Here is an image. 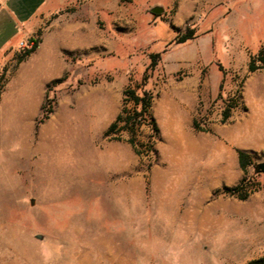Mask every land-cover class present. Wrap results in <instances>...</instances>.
<instances>
[{
    "label": "rangeland",
    "instance_id": "374dc122",
    "mask_svg": "<svg viewBox=\"0 0 264 264\" xmlns=\"http://www.w3.org/2000/svg\"><path fill=\"white\" fill-rule=\"evenodd\" d=\"M70 19L94 22V34L86 28L87 45L83 29L62 34L52 111L24 133L0 129V264H245L263 256L264 172L255 166L264 162V68L248 64L264 44V0H64L29 39L50 43ZM189 28L191 39L174 40ZM24 47L2 66L0 93L15 83ZM140 83L153 93L158 132L142 125L136 153L130 132L115 140L105 130L122 90ZM36 90L32 80L14 88L19 111ZM59 116L63 134L48 155L20 153ZM238 150L251 158L245 170ZM44 165L57 167L55 176ZM242 177L245 198L221 191ZM60 181L83 191L60 190ZM190 196L211 204L195 224L177 216Z\"/></svg>",
    "mask_w": 264,
    "mask_h": 264
},
{
    "label": "crops",
    "instance_id": "0c3cea01",
    "mask_svg": "<svg viewBox=\"0 0 264 264\" xmlns=\"http://www.w3.org/2000/svg\"><path fill=\"white\" fill-rule=\"evenodd\" d=\"M63 2L64 0H0V71L8 57L17 49L19 42L26 39L24 42L29 43V36L39 27L41 21L58 10ZM94 26V22L87 24L84 21L70 19L64 23L57 39H52L50 43L42 39L36 49L17 64L15 83L12 82L0 93V129H3L4 123L11 129L30 130L33 128L41 112L45 85L56 76V52L62 45V34L67 37L68 32H77V30L82 32L83 29V32L78 35L84 38L85 45H87L86 28H91L93 33ZM27 80H32L37 90L19 111L18 92L16 98L12 99V94H14L12 91ZM13 108L16 109L13 113L15 117L10 118L9 113L14 110Z\"/></svg>",
    "mask_w": 264,
    "mask_h": 264
},
{
    "label": "trees",
    "instance_id": "16d2710c",
    "mask_svg": "<svg viewBox=\"0 0 264 264\" xmlns=\"http://www.w3.org/2000/svg\"><path fill=\"white\" fill-rule=\"evenodd\" d=\"M194 35V30L189 28L188 30L177 33L174 40L178 43L184 42L188 39H191ZM38 38L34 37L29 39V45L24 47L17 54V62L22 61L28 55H30L38 45ZM155 54H152L154 56ZM153 62H151L152 65ZM257 68H264V44H262L258 50L250 55V61L248 64V70L253 71ZM59 79H52L45 85V95L41 104V112L36 119V125L42 123L52 111V101L53 98L49 96V91L59 82ZM122 106L114 119L108 125L105 130V135H108L111 139L119 140L121 139V131L127 130L131 133V136L128 138V143L131 145L133 150L136 153H139L140 150L136 147L134 142V136L138 129L142 125H146L152 132L153 135L157 134L158 127L156 120L151 112V105L153 100V93L150 89L145 88L143 83L136 84L134 86H126L122 90ZM234 106L233 104L223 108L221 114V121H225L230 115V109ZM193 127L198 128L195 122H193ZM237 161L242 170L246 169V166L252 163L249 155L242 151H237ZM245 181V178L242 177L234 186H223L221 191L230 195H236L238 198H245L246 193H240L242 183ZM245 264H264V255L251 259Z\"/></svg>",
    "mask_w": 264,
    "mask_h": 264
},
{
    "label": "bare ground",
    "instance_id": "6f19581e",
    "mask_svg": "<svg viewBox=\"0 0 264 264\" xmlns=\"http://www.w3.org/2000/svg\"><path fill=\"white\" fill-rule=\"evenodd\" d=\"M15 117V116H14ZM19 118V117H18ZM22 118V117H21ZM27 118V117H26ZM57 118V117H56ZM55 121V125L53 124V125H49V126H46V127H44V129H43V131H42V135L41 134H39V135H41V136H43L42 138H40V140H39V142L37 143V146L34 148H30L28 145H21V148H20V153L21 154H24L25 155V153H28L29 151H32V150H34V151H37V152H39V153H41L43 156L44 155H48V153L51 151V147H52V145H53V140H55L56 138H59V136H61L62 134H63V128H62V125H63V119L59 116L58 118H57V120H54ZM25 122V121H24ZM68 122V121H67ZM17 123H18V121H17ZM19 124V123H18ZM66 124V123H65ZM27 126V125H26ZM69 126V125H68ZM25 127V126H24ZM18 128V127H17ZM70 130V129H69ZM20 131H21V129H20ZM27 130H23V133L24 132H26ZM235 131V130H234ZM233 131V132H234ZM70 132V131H69ZM16 133V132H15ZM236 133V132H235ZM234 134V133H233ZM69 135V134H68ZM70 137V136H69ZM184 137H186V141H187V145L188 146H186V149L187 150H191L192 148V142L190 141V137H188V135L186 134ZM78 138V137H77ZM26 139V138H25ZM241 139H243V137L241 138ZM75 141H76V139H75ZM238 141V140H237ZM242 142V141H241ZM28 144V143H27ZM61 145V144H60ZM71 146V145H70ZM18 151V152H19ZM97 152V151H96ZM74 153V152H73ZM106 153V152H105ZM20 154V155H21ZM23 156V155H22ZM24 157V156H23ZM72 158V157H71ZM39 159V158H38ZM36 160V159H35ZM70 161V160H69ZM59 162V161H58ZM37 164V163H36ZM75 164V163H74ZM42 165V164H41ZM108 165V164H107ZM34 167H36V166H34ZM44 170H42V173H46V175H51V176H55L54 175V172H57V167H55V166H51V165H44L43 167H42ZM34 171V170H33ZM62 172H65V171H67V169L65 168V169H63V170H61ZM65 174V173H64ZM69 174H67L66 176H68ZM39 179V178H38ZM47 181H48V183H52V181L53 180H51V179H47ZM130 183V182H129ZM57 186H58V188L61 190V188H63V187H66L65 186V184H63V182H59V183H57ZM66 188H77V187H75V185H67V187ZM77 189H80L81 191H83L82 190V188H77ZM55 190V189H54ZM110 190V189H109ZM197 196H199V195H197ZM204 196V195H203ZM159 197V196H158ZM193 196H190V197H187L185 200H184V202H183V204H184V208H183V210L181 211V212H179L180 211V209H179V211H177L178 213H177V216H178V214H180V219H184V220H186V221H191V222H193V221H196V220H198V221H202L201 220V218L203 219V218H205V216H206V212H207V210L211 207V204L210 205H206V206H203V197H195L194 199L192 198ZM172 198H173V200L175 201V202H177V203H180L181 201H179L180 199H179V197L177 198L176 196H175V194L172 196ZM114 201V200H113ZM166 201V199H162V202H165ZM120 204V203H119ZM176 204V203H175ZM164 208V207H163ZM204 222H205V219H204ZM188 223V222H187ZM194 223V222H193ZM195 224V223H194ZM199 224V223H198ZM205 224V223H204ZM212 227V226H211ZM169 231V230H168ZM187 232V231H186Z\"/></svg>",
    "mask_w": 264,
    "mask_h": 264
},
{
    "label": "water",
    "instance_id": "95a60500",
    "mask_svg": "<svg viewBox=\"0 0 264 264\" xmlns=\"http://www.w3.org/2000/svg\"><path fill=\"white\" fill-rule=\"evenodd\" d=\"M161 10L162 9L159 6H154V7L151 8V11L153 13H160ZM255 170L256 171H260V172H264V162L257 163L256 166H255Z\"/></svg>",
    "mask_w": 264,
    "mask_h": 264
},
{
    "label": "built area",
    "instance_id": "2783aa9c",
    "mask_svg": "<svg viewBox=\"0 0 264 264\" xmlns=\"http://www.w3.org/2000/svg\"><path fill=\"white\" fill-rule=\"evenodd\" d=\"M19 45L22 46V47H24V46L26 47V46H28V43L24 42V41H20Z\"/></svg>",
    "mask_w": 264,
    "mask_h": 264
}]
</instances>
